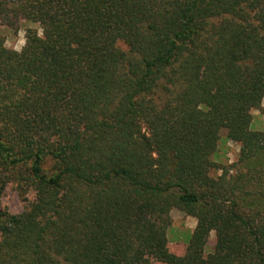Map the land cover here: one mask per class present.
<instances>
[{
  "label": "trees",
  "instance_id": "1",
  "mask_svg": "<svg viewBox=\"0 0 264 264\" xmlns=\"http://www.w3.org/2000/svg\"><path fill=\"white\" fill-rule=\"evenodd\" d=\"M21 21L20 51L0 30V264H264V0H0V29ZM10 184L35 195L20 214ZM173 209L197 219L183 256Z\"/></svg>",
  "mask_w": 264,
  "mask_h": 264
},
{
  "label": "rangeland",
  "instance_id": "2",
  "mask_svg": "<svg viewBox=\"0 0 264 264\" xmlns=\"http://www.w3.org/2000/svg\"><path fill=\"white\" fill-rule=\"evenodd\" d=\"M29 28H36L38 26L32 25L29 22L21 21L17 28L8 26L1 27V34L5 37L6 47L10 50L20 51L25 45L26 31ZM41 34V30H39ZM122 48L126 49L124 44ZM253 129L264 132V101L261 109L253 111ZM240 145L236 144L227 138V131L223 130L220 136L219 147L215 156V161L218 165H231L234 163L239 155ZM222 171L213 170L212 176L218 177ZM35 200L33 192L22 194L15 184L7 186L1 204L3 209L12 214H20ZM172 227L169 231V250L178 255L183 256L186 252L190 237L197 226V219L187 216L185 213L178 209H173L171 212ZM216 245V233L213 232L210 236L205 253L210 254L214 251ZM153 264H162L154 262Z\"/></svg>",
  "mask_w": 264,
  "mask_h": 264
}]
</instances>
